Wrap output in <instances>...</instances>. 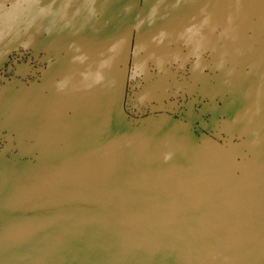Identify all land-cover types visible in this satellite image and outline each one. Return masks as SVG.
I'll return each mask as SVG.
<instances>
[{
    "label": "water",
    "instance_id": "obj_1",
    "mask_svg": "<svg viewBox=\"0 0 264 264\" xmlns=\"http://www.w3.org/2000/svg\"><path fill=\"white\" fill-rule=\"evenodd\" d=\"M15 1L34 7L0 53V264H264V0H181L138 32L132 25L150 0H135L128 15L131 0H110L99 31L76 37L55 16L41 25L39 0ZM77 3L79 27L90 0ZM204 6L211 21L201 37ZM34 24L54 34L24 52L20 38ZM160 28L169 40L149 51L166 60L179 52L189 65L158 73L150 61L131 81L144 58L132 45ZM72 40L85 65L70 63ZM114 41L105 82L83 89L79 72L95 70ZM201 54L206 71L192 73Z\"/></svg>",
    "mask_w": 264,
    "mask_h": 264
},
{
    "label": "clouds",
    "instance_id": "obj_2",
    "mask_svg": "<svg viewBox=\"0 0 264 264\" xmlns=\"http://www.w3.org/2000/svg\"><path fill=\"white\" fill-rule=\"evenodd\" d=\"M146 3L149 0H145ZM239 0H237L238 4ZM110 0H90L89 5L83 9L84 15H86L87 19L85 23L81 24L79 27L73 23V21L79 17L82 13V8L77 3V0H49V3H43V0H39V8L43 9L42 14L38 16V22L41 25H45L46 22L52 17H56L57 20L61 23L62 27L60 31L70 30L74 37L78 36L81 32L86 29H92L94 31H99L96 28V24L100 21L103 16L106 8L108 7ZM181 4V0H176L175 4L169 6V0H150L147 12L144 15H137L135 17V22L132 25V30L134 32H138L145 25L148 27H152L157 23V21H163L167 19L169 14V7L172 9L178 8ZM10 5H5V7H9ZM135 7V0H131L130 3L125 5L123 8V12L125 15L130 14ZM206 7L200 8V14L203 16V19L199 21V28L197 30V35L203 37L202 33L205 27L210 24L211 16L210 14L204 15L206 12ZM196 19V18H194ZM108 21H105L107 24ZM227 23L229 25L228 28L223 29L220 32L221 36H227L230 31V26L232 24L231 15L227 18ZM34 30V32H33ZM187 33L192 32V27L189 26L184 30ZM212 31L215 32L216 28L213 27ZM31 33V34H30ZM43 34L44 36H52L54 34L53 29L48 26L37 27L34 24L32 27L28 28L26 32L20 38L19 41V49L27 52L35 43V37ZM170 33L164 29L160 28L155 34H153L150 38L148 44H133L132 45V55L134 57L144 56L139 63L133 64V69L138 68V71L130 72L129 79L131 81L143 80L145 75L148 72V64L149 62H154L155 69L158 73L165 72V64L167 63L169 67L175 65V70L177 72H183L188 63L187 58H182L179 52H173L170 54V60H166L163 56L157 55L154 51H149V45H154L156 48L161 47L165 44L166 41L169 40ZM68 51L75 53L70 57L71 64L85 65L86 61H88L89 57L82 52L80 45L77 44L75 40H72L67 45ZM117 50V43L111 42L106 49L100 53L102 57L98 63L96 64L95 70L92 69L91 65H88L83 71L79 72V76L82 81L83 89H91L97 85H101L105 82L104 70L111 67L112 60L110 58H105L106 53H114ZM147 53V55H144ZM202 54L194 59L191 63V72L195 73L197 70L201 74L206 71L207 66H201ZM54 63V60L51 57H48L45 61V68H50ZM223 60L217 65V70H220L223 67ZM72 79V74L65 75L62 79L58 80L55 84L56 90L58 92H63L67 86L69 85L70 80ZM227 83V81H225ZM115 81H108L107 87L111 88L114 86ZM135 87L139 88L140 84H135ZM149 100V93L143 92L137 97V103L143 105L146 101ZM133 108L136 107L134 104ZM172 153H166L164 156V160L168 161L171 159Z\"/></svg>",
    "mask_w": 264,
    "mask_h": 264
},
{
    "label": "flooded vegetation",
    "instance_id": "obj_3",
    "mask_svg": "<svg viewBox=\"0 0 264 264\" xmlns=\"http://www.w3.org/2000/svg\"><path fill=\"white\" fill-rule=\"evenodd\" d=\"M4 0H0V53L2 52V50H4V48L10 46L11 44H13L15 42L16 39H18L19 36L15 37V38H7L6 37V18L9 19L11 18L13 15H15V13L19 12L17 9L19 8H23L26 7V5L24 4H18L17 1L12 0L11 2V9L9 10H4L1 6V3ZM17 11V12H16ZM21 12V11H20ZM18 14V13H17ZM139 43V41H138ZM145 44V41L144 43Z\"/></svg>",
    "mask_w": 264,
    "mask_h": 264
},
{
    "label": "rangeland",
    "instance_id": "obj_4",
    "mask_svg": "<svg viewBox=\"0 0 264 264\" xmlns=\"http://www.w3.org/2000/svg\"><path fill=\"white\" fill-rule=\"evenodd\" d=\"M31 7H23V8H18L17 10L19 12L15 13V15H13L12 17H16L12 20V22H10V18L7 19L6 18V37L7 38H15L17 36H20L21 30L23 29V23L25 22L24 20L27 17H31V15H27L29 12L33 11V6L34 4L30 5ZM21 11V12H20ZM21 14V19L20 22H17V17ZM16 20V22H15ZM15 22V23H14ZM20 26V27H19Z\"/></svg>",
    "mask_w": 264,
    "mask_h": 264
},
{
    "label": "bare ground",
    "instance_id": "obj_5",
    "mask_svg": "<svg viewBox=\"0 0 264 264\" xmlns=\"http://www.w3.org/2000/svg\"><path fill=\"white\" fill-rule=\"evenodd\" d=\"M27 5V4H26ZM26 7H28V5L26 6ZM34 7V6H33ZM32 14V12H29L27 15H31ZM14 18H16V17H11L10 18V22H12V20L14 19ZM28 19L30 18V17H27ZM20 19H21V14L17 17V22L19 23L20 22ZM15 22H16V20H15ZM14 22V23H15ZM20 27V26H19Z\"/></svg>",
    "mask_w": 264,
    "mask_h": 264
}]
</instances>
